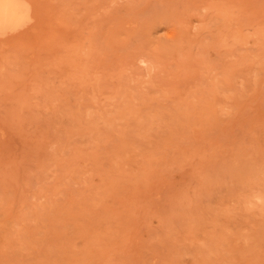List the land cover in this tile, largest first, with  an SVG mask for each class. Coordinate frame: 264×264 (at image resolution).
<instances>
[{
    "label": "rangeland",
    "instance_id": "rangeland-1",
    "mask_svg": "<svg viewBox=\"0 0 264 264\" xmlns=\"http://www.w3.org/2000/svg\"><path fill=\"white\" fill-rule=\"evenodd\" d=\"M23 1L0 264H264V0Z\"/></svg>",
    "mask_w": 264,
    "mask_h": 264
},
{
    "label": "bare ground",
    "instance_id": "bare-ground-1",
    "mask_svg": "<svg viewBox=\"0 0 264 264\" xmlns=\"http://www.w3.org/2000/svg\"><path fill=\"white\" fill-rule=\"evenodd\" d=\"M23 0H0V31L23 24L29 19V9Z\"/></svg>",
    "mask_w": 264,
    "mask_h": 264
}]
</instances>
